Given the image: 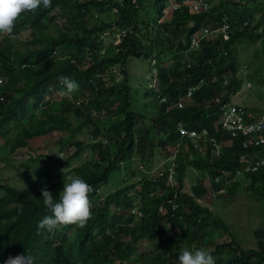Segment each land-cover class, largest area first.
<instances>
[{
    "label": "trees",
    "instance_id": "trees-1",
    "mask_svg": "<svg viewBox=\"0 0 264 264\" xmlns=\"http://www.w3.org/2000/svg\"><path fill=\"white\" fill-rule=\"evenodd\" d=\"M138 1L52 0L50 8L41 6L34 13L26 12L20 16L13 33L29 30V34L24 39L18 37L16 47L14 42L0 36V73L3 75L0 135L3 126L16 116L32 106L41 108V116L32 115L18 128L9 152L27 146L28 140L47 128L66 127L67 120L78 115L85 118L81 124L94 141H74V152L68 158L62 157L60 162L54 161L55 164L67 166L84 149L99 153L98 158L91 157L67 169L72 177L82 178L92 187L89 194L92 215L83 228L75 225L52 231L37 228L39 221L51 214L43 205L41 188L47 185L57 200L63 191L64 183L54 185L48 180L51 177L49 170L41 169L39 180L31 173L37 168L17 170L21 187L0 177V264L17 255H31L34 264H175L170 257H179L183 247L190 251H208L215 257L216 264H264V231H260V227L253 231L256 245L244 248L229 229V224L197 201L209 191V184L214 191L224 187L229 198L241 188L249 191L257 201L264 202V169L233 180L243 154L258 153V147L244 148L241 139L230 140L219 122V106L213 101L220 94L223 101H228V96L240 88V79L236 75L239 71L236 47L240 40L262 37L264 50V0L242 3L217 0L208 10L197 13L190 12L186 4L180 3L183 0H177L179 5L171 9L168 20H161L166 0H152L155 16L151 19L138 18ZM230 3L240 7L235 14H228L229 38L223 39L215 28L222 22L223 13L230 9ZM93 10L113 13V17L89 23L88 17ZM255 11H259L257 15ZM112 24L115 25L112 33L115 30L123 32L120 47L113 44L107 47L105 43L103 33ZM53 25L57 30L48 32V26ZM201 27L209 28L210 32L199 41V48L193 49L191 37ZM56 51L58 55L55 56ZM131 56L147 57L149 66L151 60L156 62L158 85L156 89H149L152 93L149 90L143 92L145 98L156 96L151 100L156 105L155 113L145 120L142 113L130 111L129 96L127 99L125 95L128 87L123 86V92L120 88L114 94L116 105L110 110L114 118L103 122L93 120V108L100 105L109 108L102 90L109 89L112 93L110 87L102 84L101 76L119 64H125ZM168 59L173 63L163 65ZM62 77L77 82L79 90L63 102L66 107L51 114L45 111L50 103L46 96L63 90ZM195 84L198 86L191 97H186L188 87ZM85 93H88L86 100L75 105L74 102ZM180 99L185 101L181 108L176 105ZM69 110L76 114L68 116ZM178 121L197 132L205 129L207 140L195 148L191 141L181 139L176 131ZM71 137L67 135L66 140ZM179 142L185 146L187 161L178 163L171 176L175 178L180 170L189 166L206 172L209 179L202 183L198 178L191 186V193L182 191L181 179L175 185L173 177H169L170 166L166 164L149 176L144 174L138 181L122 177L121 170L128 160L137 155L141 158L145 153L142 148L147 146L152 152ZM111 143L116 148L114 157L101 153L102 148ZM213 143L221 145L218 155L214 153ZM203 145L205 150L201 151ZM62 149L63 146L61 153ZM167 153L169 156L174 152ZM35 158L42 160L44 156L40 154ZM128 170L131 176H137L136 169ZM225 170L231 172L220 182L215 181ZM112 171L116 172V178H111ZM117 182L121 184L115 187ZM156 192L159 193L157 198L150 204L141 205L140 215L127 208L134 199L143 200L146 194ZM117 206L120 210H116ZM177 227L179 234H168ZM200 227L205 229L204 233L195 231ZM217 230L228 236L225 241L217 240L221 236L219 232L215 233ZM140 239H146L147 247L152 249L148 255L139 254L133 259Z\"/></svg>",
    "mask_w": 264,
    "mask_h": 264
},
{
    "label": "rangeland",
    "instance_id": "rangeland-1",
    "mask_svg": "<svg viewBox=\"0 0 264 264\" xmlns=\"http://www.w3.org/2000/svg\"><path fill=\"white\" fill-rule=\"evenodd\" d=\"M216 1L217 0H210V6H212ZM239 1L242 3L245 0ZM175 3H178L177 0H166L165 7L163 8L164 14L161 17V20H168L170 18L171 9L176 8H173L176 5ZM239 7L240 5L230 3V9L225 12L227 15H233L235 14L234 12H237ZM258 12L259 11H255V14L257 15ZM136 14L139 19H151L153 15L155 16L152 0H139L136 6ZM111 17H113V13L107 14V11L104 13V11L101 10H93L91 16L88 17V21L89 23H94L99 22L101 19ZM114 27L115 25L112 24L110 27L106 28V31L103 33V36L106 37L105 43L107 44V47L111 44L118 46L123 41L122 32L120 30H115L114 33L111 32L112 29L114 30ZM255 28L258 30L260 28V24H258ZM47 30L50 33H54L57 29L53 25L48 26ZM202 33L203 30L196 32L198 37L201 36ZM28 34L29 30H24L21 33H13L11 36L3 37H6L8 41L14 42L13 45L16 47L17 38L20 37L21 39V37H23L24 39L28 36ZM261 38L262 37H259L252 41L246 39L242 41L243 39H241L236 47L239 62V71L236 75L239 76L240 79V88L228 96V101H230V103L240 105L253 112H260L264 110V50ZM191 47L196 49L199 48V45L193 44ZM54 55H58L57 51ZM153 62L154 70L150 68L149 59L147 57L131 56L127 58L125 64H119L118 66L112 68L111 71L106 72L103 76H101L102 84L110 87L112 89V93H109V89L102 90L103 96L107 97L109 108L103 105L93 108L91 111L93 120L103 122L105 119L114 118L110 112V110L116 105L114 94L118 93L120 88L121 92H123V86L128 87V90L125 91L127 99L129 96L128 109L130 111H138L142 113L145 120L149 118V115L150 117L153 116L156 111V105L151 103V100L156 96L149 95L145 98L143 94V92L151 88L156 89V86L158 85V72L154 59ZM171 63H173V60L168 59L163 65L169 66ZM0 79H3V75L1 73ZM61 91L62 90L60 89L46 96L50 100V103L46 107L45 111L54 114L59 113V110L66 107L63 102L66 101L67 98L60 95ZM149 91L152 93V90ZM87 95L88 93H85V96L76 100L74 104L76 105L79 101L86 100ZM74 113L76 114V112L70 110L67 112L68 116H73ZM32 115H35L36 117L41 116V108L32 106L25 113L16 116L11 122L6 123L3 126L2 135H0V177L4 176V178H7V181L11 184L21 187L22 181L18 179L17 170L21 169L33 171L34 168H37L36 172L31 173L35 179H40L42 174L41 169L45 168L50 171L49 174L51 173V177L48 180L53 182L54 185L64 182L67 183L69 182L68 178L72 177L71 173L67 171L69 167L82 163L91 157H99V153L97 151L93 152L90 149H84L81 151L79 156H76L69 161L67 166L55 164L54 161L58 160L59 156L54 153H60L62 146V150L64 152H62V157L68 158L75 150V147L72 146L74 141H94V138H91V133H89L88 129L85 131L84 125L81 124L85 118L78 115H76L75 118H69L67 120L66 127L54 126L47 128L40 135L28 140L27 146L10 153L9 146L14 141L18 128ZM67 135H72L70 140H66ZM184 148L185 146L183 147L182 143H178L176 145L168 144L166 149L157 148L153 149L152 152H149V148L146 146L141 150L145 152L144 154H141V158L137 155L133 159L128 160L127 166L121 170V175L124 178L127 177L138 181L144 174L149 176L165 164L167 166H171V168H175L174 170H177L178 163H186L187 161V154ZM204 150L205 145L201 146V151ZM115 151L116 148L111 143V145L102 148L101 153L104 155L109 154L110 157H114ZM167 151H173L174 153L168 156ZM176 153H180L181 156L178 157ZM40 154L44 156V159H34L35 156ZM60 161L61 159L59 162ZM129 168L136 169L138 171L137 176H131L128 170ZM160 173L162 172H159V174ZM205 173L206 172L186 166L184 170H180L178 172V176L175 178L173 177V182L177 185L178 179H181L182 191L191 193V186L197 182L198 178L201 179L200 181L202 183H204V181H209V179L205 176ZM111 178H116L115 171L111 172ZM238 178L241 179L243 177L238 176ZM1 181L4 182L5 180L1 179ZM116 184L117 185H115V187L119 186L121 183L117 182ZM207 187L209 191H207L203 197L198 198L197 201L202 205L208 206L214 215L221 216L224 221L229 224V229L235 233L244 248L254 247L256 245V238L253 231L257 227H260V231H264V202L257 201L249 191L241 188H238L234 195L229 198L224 187L218 191H214L209 184H207ZM1 194L2 190L0 189V195ZM158 195L159 193L156 192V194L153 195L146 194L143 197V200L142 198L136 199L138 206L141 208L143 203L145 205L150 204L153 198H157ZM163 212H165V210ZM61 229L62 228H60V230ZM195 231L204 233L205 229L200 227L196 228ZM175 232H178L179 234V227L171 230L168 234H174ZM217 232L221 234V236L217 238L219 242H223L227 239L228 236L225 237L226 234H223L222 231H215V233ZM147 243L148 241L146 239H140L137 241L133 259L139 254L148 255L152 247H147ZM185 249L186 248L183 247L181 248V251ZM170 261L178 264V256H171Z\"/></svg>",
    "mask_w": 264,
    "mask_h": 264
},
{
    "label": "clouds",
    "instance_id": "clouds-1",
    "mask_svg": "<svg viewBox=\"0 0 264 264\" xmlns=\"http://www.w3.org/2000/svg\"><path fill=\"white\" fill-rule=\"evenodd\" d=\"M51 3L52 0H0V36L13 34L16 22L22 14L34 13L41 6L45 9L50 8ZM60 82L64 86L60 93L62 97L71 98L79 90L78 83L67 77H62ZM54 154L62 159V154ZM68 179L69 182H64L58 200L53 198L47 185L41 188L43 205L51 214L45 215L39 221L38 229L52 231L57 227L72 225L83 228L91 219L92 205L89 194L92 192V187L82 178ZM4 264H34V262L31 255H17L8 257ZM178 264H216V259L203 249L195 251L185 249L178 257Z\"/></svg>",
    "mask_w": 264,
    "mask_h": 264
},
{
    "label": "built area",
    "instance_id": "built-area-1",
    "mask_svg": "<svg viewBox=\"0 0 264 264\" xmlns=\"http://www.w3.org/2000/svg\"><path fill=\"white\" fill-rule=\"evenodd\" d=\"M180 3H184L189 8V11L192 13L202 12L208 10L210 6L209 0H183ZM176 5L173 7H177L179 3H175ZM229 18L226 13H224L222 17V22L218 25L215 31H219L222 34L223 39L229 38ZM200 30H203L201 36H197L196 33L191 37V45H199V41L206 36L210 32L209 28L203 27ZM122 32V30H120ZM123 33V32H122ZM150 68L154 70V62L151 60ZM1 81V79H0ZM199 83H202L200 80ZM198 86L192 85L188 87L186 92V97H191L192 91ZM222 94L217 95L213 98L214 103L219 106L220 110V119L219 122L221 124V128L223 131L230 136V140L232 139H241L242 147L246 148L247 146H255L258 147V153L254 154H243L240 158L241 165L235 172V176L233 180H235L238 176H243L248 173H256L260 169H264V110L260 112H253L244 108L240 105L232 104L230 101H223ZM164 101V98L161 99ZM177 107L181 108L185 106V101L180 99L176 102ZM176 131L181 139H187L192 142L193 146L196 148L200 146L201 142H205L207 140V132L205 129L201 132L194 131V129H188L184 126L182 121H178L176 123ZM182 142H179L181 144ZM220 146L216 143H213L214 153L216 155L220 152ZM59 153V152H58ZM59 154H62L61 152ZM56 158V157H55ZM61 158L58 157V160ZM56 160V161H58ZM175 168H168L169 177H173L175 173ZM231 171L225 170L222 171V175L216 176L215 181L220 182L222 177L225 178ZM162 173H160L161 175ZM130 212L140 215L142 210L140 206L137 205V200L134 199L133 204L127 207ZM162 209V206L159 207ZM116 210H120V207L117 206Z\"/></svg>",
    "mask_w": 264,
    "mask_h": 264
}]
</instances>
